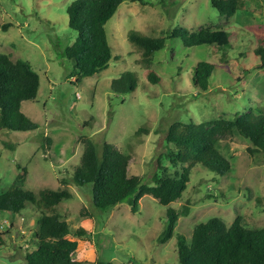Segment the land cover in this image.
<instances>
[{
	"label": "rangeland",
	"instance_id": "rangeland-1",
	"mask_svg": "<svg viewBox=\"0 0 264 264\" xmlns=\"http://www.w3.org/2000/svg\"><path fill=\"white\" fill-rule=\"evenodd\" d=\"M72 1L0 0V54L26 62L39 80L36 98L21 106L38 128L0 130V194L23 168L27 173L22 189L35 194L44 189L69 191L72 198L56 213L68 223L72 237L81 239L74 256L83 259L82 264H178V236L189 242L195 226L214 217L227 226L240 217L248 228H263L264 152L251 154L252 143L236 130L219 140L230 171L217 174L193 167L181 199L167 207L151 195L135 193V213L127 201L97 209L90 186L78 187L73 174L88 137L99 153L106 142L130 154V174L154 186V175L186 167L168 157L171 147L165 136L174 122L230 120L250 109L264 114V69L257 68L255 56L264 46V0H245L246 10L232 17L219 15L210 0H166L167 6L126 1L105 25L112 49L109 67L78 83L71 77L73 62L66 57L76 38L66 13ZM181 28L191 33L221 30L229 36L225 44L194 47L184 46L179 38L168 39L149 68L141 61V50L128 40L131 30L165 37ZM201 61L217 65L207 91L192 82L193 69ZM148 69L160 82L147 78ZM126 71L135 74L137 88L128 94L114 92L112 80ZM184 206L189 207L188 216H179L172 237L160 241L166 210L179 212ZM37 213L31 207L19 215L0 212L6 241L0 247V264H26V254L34 250ZM80 230L85 235L79 236Z\"/></svg>",
	"mask_w": 264,
	"mask_h": 264
},
{
	"label": "trees",
	"instance_id": "trees-1",
	"mask_svg": "<svg viewBox=\"0 0 264 264\" xmlns=\"http://www.w3.org/2000/svg\"><path fill=\"white\" fill-rule=\"evenodd\" d=\"M126 1L141 6H154L156 2L167 6L166 0H73L67 6L69 28L76 33L73 44L66 49L67 59L73 62L71 77L75 76L74 83L109 67L112 49L105 25ZM210 4L219 15L226 17H232L237 11L247 8L245 0H210ZM228 36L221 30L202 29L191 33L181 28L165 37H151L131 30L128 40L141 50V61L149 68L155 53L165 47L168 39L179 38L184 46L194 47L225 44ZM255 56L257 68L264 69V46L255 50ZM216 68L217 65L213 63L199 62L192 73L194 86L200 91H207ZM147 78L155 84L161 80L152 69H148ZM136 88L135 74L129 71L111 82V89L119 94L131 93ZM38 90V76L26 62H14L9 55L0 54V130L28 132L38 128L21 110L22 103L35 99ZM235 130L252 143L253 147L249 149L251 154L264 152V114L260 111L250 109L236 114L230 120L171 124L165 136L171 147L168 157L174 163L186 167L181 172L154 175V186L130 174L134 161L130 154L106 142L99 153L95 143L86 137L82 142L83 152L74 170L73 181L80 188L90 186L92 204L97 209L108 210L127 201L135 213L136 203L131 199L135 193L139 197L151 195L160 205L167 207L181 199L193 167L200 166L217 174L230 171L229 161L220 152L219 140ZM26 173L23 168L14 183L0 194V212L19 215L31 207L39 213L34 240L31 241L34 250L26 254V264H82L83 259L74 256L81 239L72 237L68 223L56 213L64 201L72 198V194L67 190L44 189L38 194L24 190L21 185L25 182ZM188 214V206L179 212L168 208L160 241L170 239L179 216ZM78 235H85V232L80 230ZM4 236L0 232V247L6 243ZM177 241L178 264H264V227L248 228L240 217L230 226L221 218H211L195 226L189 242L181 235Z\"/></svg>",
	"mask_w": 264,
	"mask_h": 264
}]
</instances>
